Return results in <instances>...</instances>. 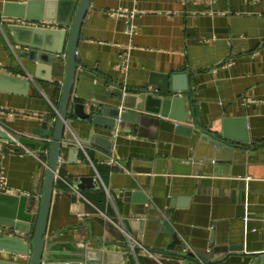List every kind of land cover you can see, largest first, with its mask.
Here are the masks:
<instances>
[{
    "label": "crops",
    "instance_id": "1",
    "mask_svg": "<svg viewBox=\"0 0 264 264\" xmlns=\"http://www.w3.org/2000/svg\"><path fill=\"white\" fill-rule=\"evenodd\" d=\"M79 1L0 0V124L11 137L49 141L33 129L48 128L57 117L67 45L56 56L42 50L40 62L31 50L49 44L42 30L63 29L68 19L70 25ZM77 62L73 104L89 112L108 98L144 118L114 132L111 154L84 145L70 161L69 149L79 147L65 143L45 230L54 244L49 264H77L81 258V264H187L178 250L167 249V234L152 242L146 230L138 240L129 220L149 218L150 205L169 220L185 249L238 244L242 250L216 253L212 261L264 264V257L257 263L264 254V0H91ZM186 71L200 124L221 131L226 118L233 134L247 133L248 143L230 163L206 160L198 135L189 134L194 121L188 97L164 116L160 101L140 95L155 88L151 74ZM177 83L182 86L183 79ZM47 161L46 149L0 137L8 185L0 191V212L22 202L35 221ZM82 176H94L99 188H75ZM15 196L23 201L16 203ZM128 235L162 263L137 242L132 248ZM10 249L11 242L0 241V264L29 259Z\"/></svg>",
    "mask_w": 264,
    "mask_h": 264
},
{
    "label": "water",
    "instance_id": "2",
    "mask_svg": "<svg viewBox=\"0 0 264 264\" xmlns=\"http://www.w3.org/2000/svg\"><path fill=\"white\" fill-rule=\"evenodd\" d=\"M91 5V0H80L76 12L72 18L70 25L69 19L62 22L65 25L63 29L56 30H42L46 35L49 44L35 45L31 51H36L34 61L40 62L39 52L47 51L52 53L53 56L62 54L65 44L66 52L63 54L66 58V77L63 83V90L61 100L57 110V117L54 119L53 124L48 128H35L33 133L48 137L49 141H41L31 137H11L9 133L0 131V137L10 140L12 143L19 142L22 145L33 146L40 149H46L48 153L47 172L45 177V184L42 193L41 205L39 213L33 222V217L27 213L21 202V208L18 206L5 209L0 212V241L11 242L10 251L18 253L29 254V259L24 264H49L53 258L50 257L53 243L45 237V230L47 219L50 212L51 201L55 189L56 176L60 158L65 143L73 141L79 148L72 147L69 149V160L76 161L79 155V150L84 145H92L98 147L108 154H111L112 140L114 132L118 129L124 130L127 123H140L144 116L140 113H134L126 108H121L119 105L108 103V98L104 99L98 105H91L90 111H85V106L81 103L73 104V88L75 84L77 69L79 64L77 62V51L79 46L80 32L83 20ZM50 35H54V38ZM54 42L52 43V41ZM37 48V49H36ZM40 50V51H38ZM42 51V52H43ZM190 72L186 71L182 74H151L149 84L155 86L154 89H142L141 97L144 99L153 97L160 101L159 113L168 116L173 104L178 101L186 103L187 97L189 98L191 107V114L193 115V128H189V134H196L199 137L198 148L206 149L208 158L206 160H219L225 163H230L233 159L236 150L242 149V145L248 143L249 139L247 133L242 131L240 134L235 135L231 132L230 120L223 119L221 131L209 129L207 126L200 124L198 111L195 107L199 103L193 101V88L189 83ZM5 78L0 75V79ZM9 78V77H6ZM183 79V84L177 85L179 79ZM12 82H19L18 79L9 78ZM20 83V82H19ZM24 92L28 87L29 82L25 81ZM118 101H122L121 94L118 96ZM126 103L123 104L125 107ZM137 110H144L143 107ZM146 110V109H145ZM180 126V125H179ZM194 128L199 132L194 133ZM238 131V130H237ZM198 159V158H194ZM203 163V162H201ZM198 163L197 166L203 167V164ZM75 188L78 190L97 189L99 182L94 176H82L76 180ZM16 203L23 201L22 197H14ZM145 213L149 214V218L135 217L129 220L134 231L137 232L138 240H143V235L146 230L151 235V241L155 242L160 235L167 234L170 238L167 249L178 250L176 254L187 260V264H218L221 261H212L214 254L242 250L241 245H223L215 246L212 251H199L197 249L185 250V245L179 239L174 229L172 228L168 219H166L162 212L153 209L150 205ZM2 226L10 228V232L20 231L26 233L25 237H16L14 235L6 234L7 229ZM13 230V231H12ZM179 245V248L175 247ZM163 252L164 246L158 247ZM153 250V249H152ZM154 251H156L154 249ZM257 263L263 260L264 254L258 255ZM83 261L80 259L79 263Z\"/></svg>",
    "mask_w": 264,
    "mask_h": 264
},
{
    "label": "built area",
    "instance_id": "3",
    "mask_svg": "<svg viewBox=\"0 0 264 264\" xmlns=\"http://www.w3.org/2000/svg\"><path fill=\"white\" fill-rule=\"evenodd\" d=\"M127 33H132L133 32V27H128V29L126 30ZM0 131H5L7 133H9L6 128H4L1 124H0ZM10 134V133H9ZM28 152H31L30 150H28ZM47 152V150H46ZM0 191L1 192H6L8 191V185H7V175L5 172V167L3 165H0ZM130 243H131V247L133 248V243L137 242L139 245H141L137 240L135 241L130 235H128ZM143 247V249L146 251V253H148L149 255H151L152 257L156 258L159 262L162 263V259L157 256L154 252L152 251H148L143 245H141ZM190 249V248H189ZM189 249H185V250H189Z\"/></svg>",
    "mask_w": 264,
    "mask_h": 264
}]
</instances>
